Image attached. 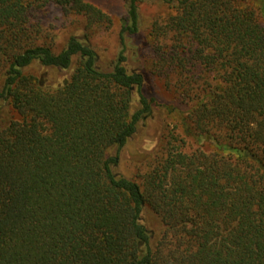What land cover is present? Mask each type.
I'll return each instance as SVG.
<instances>
[{
	"label": "trees",
	"instance_id": "1",
	"mask_svg": "<svg viewBox=\"0 0 264 264\" xmlns=\"http://www.w3.org/2000/svg\"><path fill=\"white\" fill-rule=\"evenodd\" d=\"M143 1L124 0L104 70L87 35L111 22L101 8L0 0V102L16 115L0 113V264H264V0H161L145 45L188 113L139 182L120 150L155 107L177 109L145 94L141 55L126 64ZM52 7L83 35L58 41Z\"/></svg>",
	"mask_w": 264,
	"mask_h": 264
},
{
	"label": "rangeland",
	"instance_id": "2",
	"mask_svg": "<svg viewBox=\"0 0 264 264\" xmlns=\"http://www.w3.org/2000/svg\"><path fill=\"white\" fill-rule=\"evenodd\" d=\"M95 6L101 8L111 18L108 24L95 25L87 31L89 42L96 50L98 55V67L109 69L116 59L120 49L118 31L120 28V19L125 13L124 0H87ZM141 15V33L134 37L128 43L127 48V67H141L139 55L145 59L144 70H141L146 76V85L144 92L146 95H153L160 104L177 107L176 110L169 111L160 106L155 107L156 112L152 117L145 118L139 125L134 137L120 150V163L116 170L134 180L140 182V176L148 169L146 163L163 146L171 131L178 132L181 127V119L188 113V105L182 98H177L175 93L167 87L163 77L153 73V53L145 45V35L150 28L151 23L156 18L165 17L170 9L168 5L161 0L143 1L139 4ZM45 23L54 27V32L58 41H62L66 32H76L83 35L84 21L73 22L69 17L64 16L58 8L52 7L44 13ZM78 25V26H77ZM78 27V28H77ZM83 27V28H82ZM142 59V58H141ZM143 66V65H142ZM42 68L36 67L34 73H41ZM48 78L55 81L66 75V71L58 72L49 70ZM0 113L5 118L9 116L16 117L14 111L6 102H0ZM146 225L149 229L158 230L160 223L153 213L145 212Z\"/></svg>",
	"mask_w": 264,
	"mask_h": 264
}]
</instances>
